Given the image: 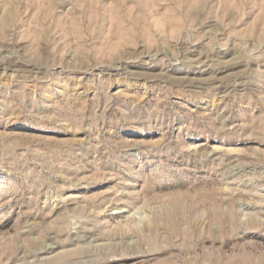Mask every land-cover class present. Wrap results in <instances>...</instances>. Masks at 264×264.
Segmentation results:
<instances>
[{
    "label": "rangeland",
    "instance_id": "1",
    "mask_svg": "<svg viewBox=\"0 0 264 264\" xmlns=\"http://www.w3.org/2000/svg\"><path fill=\"white\" fill-rule=\"evenodd\" d=\"M0 264H264V0H0Z\"/></svg>",
    "mask_w": 264,
    "mask_h": 264
}]
</instances>
